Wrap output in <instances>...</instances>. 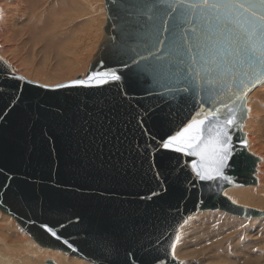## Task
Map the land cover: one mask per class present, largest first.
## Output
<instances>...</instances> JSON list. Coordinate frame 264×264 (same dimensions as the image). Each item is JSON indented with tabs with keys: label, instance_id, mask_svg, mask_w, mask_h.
Returning <instances> with one entry per match:
<instances>
[{
	"label": "water",
	"instance_id": "obj_1",
	"mask_svg": "<svg viewBox=\"0 0 264 264\" xmlns=\"http://www.w3.org/2000/svg\"><path fill=\"white\" fill-rule=\"evenodd\" d=\"M104 2L103 39L85 77L44 86L15 73L0 55V213L40 247L91 263L182 264L172 246L176 249L175 237L193 216L219 211L241 219L264 217V211L237 205L225 195L231 188L258 184L261 159L249 151L243 128L247 98L264 84V65L245 66L243 104L232 94L235 85L229 89L232 72L212 76L211 98L202 79L194 81L199 90L185 94L177 89L197 73L202 76V67L221 58L227 65L235 55L220 48L193 64L195 50L169 52L166 39L158 51L160 60L141 61L153 64L154 71L138 73L134 80L139 66L132 57L149 56L152 12L175 9L173 16L190 14L192 26L201 27L212 12L190 7L199 0ZM111 71L122 80L74 84L83 79L94 85L91 73ZM233 71L238 74L239 67ZM185 96L191 99L184 102ZM225 104L233 109L240 105L245 114L240 109L231 113ZM200 107L219 108L221 124L235 114L240 125L229 129L227 179L199 180L191 168L197 158L160 147L198 118Z\"/></svg>",
	"mask_w": 264,
	"mask_h": 264
},
{
	"label": "snow or ice",
	"instance_id": "obj_2",
	"mask_svg": "<svg viewBox=\"0 0 264 264\" xmlns=\"http://www.w3.org/2000/svg\"><path fill=\"white\" fill-rule=\"evenodd\" d=\"M190 7H204L212 12V15L202 22L203 27L192 26L190 14L177 13L173 16L172 13L175 12V9H171V6H169L171 11L157 9L152 12L149 17L153 21L149 56L137 53L139 59H136L135 56L132 57V62L139 66L132 78L135 80L138 73L154 71L153 64H141V61H147L153 57L155 60H160L158 51L162 50L161 46L165 45L166 39L168 41L166 47L169 52H176L181 48H185L189 52L195 50L196 56H191L193 64L201 63L206 55L223 48L224 51H231L235 55L234 62L230 61L225 65L223 58L209 62L200 69V72L203 73L202 76L197 73L186 86L177 89V91L186 94L192 88L199 90V85L194 81L202 79L209 85L211 98L212 76L221 72H232L230 82H228L229 89L231 90L235 85V91L232 94L236 100L243 104L247 94L245 88L248 76V73L244 71L245 66L252 69L254 65H264V0H199V3L190 5ZM205 48L208 49L207 53L204 51ZM131 51H135V49ZM197 56H199V60ZM237 66L239 67L238 74L233 71ZM88 79L94 81L95 84H86L83 79L75 81L74 84L103 85L109 81H121L122 76L115 71L93 72ZM189 99L191 97L185 96L184 102ZM235 102L233 101V103ZM224 107L231 113L240 109V105H237V109L230 108L227 104ZM240 110L244 115L243 109ZM220 115L219 108L200 107L195 114L198 118H192L190 122L184 124L180 130L170 135L160 145L163 149L171 152L197 158L198 162H193L191 168L196 177L202 181H213L217 178L227 179L224 169L231 156L232 140L229 129L230 127H240V125L237 124L235 114L225 119L222 124L218 123ZM48 231L56 236V233L50 228ZM57 239H59L58 236ZM175 239L179 240L180 237L177 235ZM65 243L67 244V241ZM68 247L71 248L72 245L69 244ZM172 247L174 256L175 245Z\"/></svg>",
	"mask_w": 264,
	"mask_h": 264
},
{
	"label": "rangeland",
	"instance_id": "obj_3",
	"mask_svg": "<svg viewBox=\"0 0 264 264\" xmlns=\"http://www.w3.org/2000/svg\"><path fill=\"white\" fill-rule=\"evenodd\" d=\"M86 1L87 0H81L80 3L78 4L76 3L77 5L75 6V5H72L69 2V0H51L46 5V8H47L46 13L45 11H43L46 14V17L44 13L42 12L40 14L41 17L39 16V19L37 21L34 18V11L26 12L24 10H20L21 12L20 15L22 16H20V18H18L17 21L13 20V24H14L13 26H16V24L17 25L19 24L21 27L18 25L16 26L17 30L10 29L7 31L6 35H3V34L0 35L1 37H4V39L6 38L5 41H7V44H8L7 45L8 48L7 46H5L6 50L3 51V54L5 53V55L4 56L1 55V56L5 58L7 55H9L6 57L7 59L5 58L7 61H9V63L12 61V59H15L14 62H11V63L13 67H17V69L19 67L18 71H21L20 73H18L19 75L24 76L26 79L30 81H33L32 78L34 77V79L36 80H34L33 82H36L39 84L46 82L42 84L45 86H50V84H52L51 86H56L59 84L74 81L78 77L84 74L86 76L88 69H86L87 71L85 72L80 71L81 73L77 71L76 72L73 71L74 73L73 74L71 72L73 70L72 67H74L75 69L78 63L73 62L72 60L71 62L69 58L67 59L66 56H60L56 53L58 48L60 49V47L62 46L64 47L68 44L72 36L73 38L74 36L76 37L78 36L77 37L78 44L81 43V45L84 46L85 42L87 41L88 30L93 31L94 40L89 47H86L88 49H87V52H84V54L86 56L89 55L87 56V59L90 60L91 57L95 54L94 52L97 51L98 49L97 47L99 46L98 42L100 43L102 40V39L100 40V38L103 33V27L106 25L105 2L104 0H92L91 5L90 4L86 5L87 4ZM59 3H61L60 4L61 7L57 5ZM8 5L10 6L11 4L8 3ZM83 5L85 6V8ZM48 6H50V8ZM30 8L32 9V7ZM11 11L15 12V10H11ZM63 13H65L67 16V17L65 16L64 18L67 31L66 30L65 32L63 31L64 33L56 32L55 34H52L51 37L49 36L46 37V34L51 29H53V26H55L57 23L61 21V19L58 21V15L60 14L62 15ZM69 16L70 18L75 17V16L76 17L80 16L81 20H77L78 22L76 24H72V23H69L70 22L68 20L70 19ZM32 22L33 24L31 25ZM44 25L47 26V28ZM23 26L26 27L27 29L24 28ZM37 29L40 31H38ZM44 30L46 31L44 32ZM19 33L21 34L19 35ZM14 34L16 37L14 36ZM95 35H97L98 37H96ZM81 36L83 37L80 38ZM8 38L10 39L8 40ZM97 38L99 40L96 41ZM94 41H96L97 44ZM34 42H36L37 44L33 45ZM11 47L13 49L15 48L14 51ZM8 49L10 52H8ZM22 60L24 61L25 65H22L23 64ZM61 63L63 64V67ZM26 64L28 67L26 66ZM88 64L89 63L85 61L84 63L85 68L87 67ZM24 69L25 71L22 72ZM27 73H30V74L32 73V74L28 75ZM26 75L28 78L26 77ZM35 76H38L39 79L38 77H35ZM41 78H43L44 82H40V81H43ZM55 83L56 85H54ZM262 99H264L263 92H261V94L258 95V98L256 99L257 102H261V106L259 107L260 111H264V100ZM259 197L262 198V195H260ZM247 206L248 205H246V207ZM248 207L257 209L260 211H264V210L259 209L258 208L259 206H256V205L255 206L249 205ZM261 208L264 209V207H261ZM7 217L9 218V220L7 219L9 222L4 221V223L6 224L5 227L7 228L10 227L12 230L20 229L23 232V230L18 226V224L11 217L9 216ZM193 218H194L193 220L190 219L189 222L183 226L179 234V237L182 236V238H181V242H180L177 254H175L177 261L181 262L182 264H264V217L263 219L262 218L241 219V218L234 217V216H231L223 212L210 211V213L204 212V214L202 213L199 216L196 215ZM10 224L12 227L10 226ZM13 224L16 227L17 226L18 227L13 228ZM16 232L18 233L19 231L17 230ZM27 238L28 240L33 241L28 235H27ZM69 256L72 257V255H69ZM41 261L42 263H40ZM47 261H48L47 259H42V260L36 259L35 264H38V262L40 264H45Z\"/></svg>",
	"mask_w": 264,
	"mask_h": 264
},
{
	"label": "bare ground",
	"instance_id": "obj_4",
	"mask_svg": "<svg viewBox=\"0 0 264 264\" xmlns=\"http://www.w3.org/2000/svg\"><path fill=\"white\" fill-rule=\"evenodd\" d=\"M51 0H0V35H6L7 31L10 29H16L18 26L16 24V26H13V20H16L18 18H20L21 12L20 10H24L26 12H31L34 11V18L36 19V21L39 19L40 14L45 11L46 13V5L50 2ZM81 0H69V2L72 5H77L78 3H80ZM83 2V1H82ZM92 0H87L86 1V5H91ZM8 3H10L11 5L9 6ZM77 3V4H76ZM61 3L57 4L59 7ZM102 4V3H101ZM84 6V5H83ZM32 7V9L30 8ZM50 8V6H48ZM88 7V6H87ZM57 8V7H56ZM55 8V9H56ZM72 8V7H70ZM85 8V6H84ZM104 9V8H103ZM11 10H15V12L11 11ZM66 10V9H65ZM51 11V9H50ZM71 12V11H69ZM80 12V11H79ZM84 12V11H83ZM81 12V13H83ZM88 12V11H87ZM103 12V11H102ZM101 12V13H102ZM44 13V12H43ZM44 13L45 17L46 14ZM90 13V12H89ZM54 14V13H53ZM68 14V13H67ZM70 14V13H69ZM85 14V13H84ZM87 14V13H86ZM77 15V13H76ZM79 15V14H78ZM66 14L63 13L62 15H58V21L61 19V21L59 23H57L55 26H53V29H51L47 34L46 37L49 36L51 37L52 34H55L56 32H60L62 33L63 31L65 32L66 30V24L64 22V18H65ZM83 16V15H82ZM81 16V17H82ZM41 17V16H40ZM55 17V16H54ZM67 17V16H66ZM70 18V16H69ZM88 18V17H87ZM41 19V18H40ZM56 19V18H55ZM54 19V21H55ZM84 19V18H82ZM72 24H76L78 21L77 20H81L80 16H75V17H71L70 19H68ZM66 20V21H68ZM19 21V20H18ZM24 21V20H23ZM50 21V20H49ZM57 21V22H58ZM105 21H107V13H106V19ZM40 22V21H39ZM30 23V22H29ZM46 23V21H45ZM50 23V22H49ZM33 24V22L31 23V25ZM30 25V26H31ZM38 25V24H37ZM20 26V25H19ZM29 26V25H28ZM45 26V25H44ZM21 27V26H20ZM24 27V26H23ZM47 28V26H45ZM72 27V26H71ZM70 27V28H71ZM26 28V27H24ZM43 28V27H41ZM69 28V29H70ZM104 28V27H103ZM21 29V28H20ZM27 29V28H26ZM29 29V27H28ZM34 29V28H33ZM38 30V29H37ZM31 31V30H30ZM40 31V30H38ZM46 30H44L45 32ZM67 31V30H66ZM75 31V30H74ZM15 32V31H14ZM63 32V33H64ZM73 32V31H72ZM84 32V31H83ZM24 33V32H23ZM16 34V33H15ZM14 34V36H15ZM21 33H19L20 35ZM45 34V33H44ZM59 34V33H58ZM68 34V33H67ZM65 34V35H67ZM8 35V34H7ZM29 35V34H28ZM77 35V34H76ZM79 35V34H78ZM12 36V35H11ZM27 36V35H26ZM54 36V35H53ZM58 36V35H57ZM61 36V35H60ZM96 37H98L97 35H95ZM9 37V36H8ZM16 37V36H15ZM18 37V36H17ZM78 37V36H77ZM77 37L73 36L70 38V41L68 42V44L66 46H62L60 47V49L58 48V50L56 51V53L60 56H66L67 59L69 58V60L73 61V62H77L78 65L77 67L74 69V67H72V73L74 72H80V71H87L86 69L89 70L90 68V63L93 60L94 55L91 57L90 60L87 59V56L89 55H85L84 52H87L86 47H89L93 40H94V34L92 30H88V35H87V41L85 42L84 46L80 44H78L77 41ZM83 36H81L80 38H82ZM19 38V37H18ZM29 38V37H28ZM45 38V37H43ZM63 38V37H62ZM73 38V40H72ZM6 39V38H5ZM4 37L0 36V55H5V53L3 54V51L6 50L5 46H7V41H5ZM10 38H8L9 40ZM32 39V37H31ZM34 39V38H33ZM36 39V38H35ZM52 39V38H51ZM57 39V38H56ZM103 39V33L102 36L100 38V40ZM18 40V39H17ZM47 40V39H46ZM72 40V41H71ZM79 40V39H78ZM99 40L98 38L96 39V41ZM28 41V40H27ZM41 41V40H40ZM80 41V40H79ZM83 41V40H82ZM81 41V42H82ZM94 41V42H96ZM102 41V40H101ZM71 42V43H70ZM12 43V42H11ZM63 43V42H62ZM10 44V43H9ZM36 45L37 43L34 42L33 45ZM46 44V43H45ZM97 44V42H96ZM98 44H100L98 42ZM50 45V44H49ZM52 45V43H51ZM54 45V44H53ZM61 45V44H60ZM38 46V45H37ZM46 46V45H45ZM44 46V47H45ZM10 47V46H9ZM18 47V45H17ZM16 47V48H17ZM49 47V46H48ZM47 47V48H48ZM53 47V46H52ZM8 48V46H7ZM12 48V47H11ZM36 48V47H35ZM42 48V47H41ZM98 48V47H97ZM13 49V48H12ZM15 49V48H14ZM13 49V51H14ZM32 49V48H31ZM11 50V49H10ZM12 51V52H13ZM29 51V50H28ZM35 51V50H34ZM48 51V50H47ZM90 51V50H89ZM8 52L9 49H8ZM31 52V51H30ZM55 52V51H54ZM97 52V51H96ZM94 52V53H96ZM28 53V52H26ZM41 53V52H40ZM89 53V52H88ZM12 54V53H11ZM93 54V52H92ZM7 55V54H6ZM18 55V54H17ZM9 56V55H7ZM6 56V57H7ZM2 57V56H1ZM5 57V58H6ZM4 60H6L4 57H2ZM15 58V57H14ZM18 58V56H17ZM12 59V58H11ZM57 59V58H56ZM55 59V60H56ZM9 60V59H8ZM15 59H12L11 62H14ZM7 61V60H6ZM23 61V60H22ZM71 61V62H72ZM85 61H87V63H89L87 65V67L85 68L84 63ZM90 61V62H89ZM9 62V61H7ZM10 62V63H11ZM66 62V61H65ZM9 63V64H10ZM15 64V63H13ZM17 64V63H16ZM21 64V63H19ZM56 64V63H55ZM62 64V63H61ZM12 65V63H11ZM24 61H23V64ZM21 65V67H22ZM66 65V64H65ZM13 66V65H12ZM16 66V65H15ZM18 66V65H17ZM27 66V64H26ZM28 67V66H27ZM63 67V64H62ZM15 69V73H20L21 71L19 70V67L17 69V67H13ZM25 68V67H23ZM58 68V67H57ZM61 68V67H60ZM22 70V69H21ZM71 70V69H70ZM25 69L22 71L24 72ZM88 72V71H87ZM70 73V72H69ZM81 73V72H80ZM24 74V73H23ZM28 75L30 73H27ZM32 74V73H31ZM30 74V75H31ZM74 74V73H73ZM87 74V73H86ZM19 75V74H18ZM22 76V75H20ZM61 76V75H60ZM59 76V77H60ZM83 77H85V74L82 75ZM24 77V76H22ZM27 77V75H26ZM38 77V76H35ZM25 78V77H24ZM28 78V77H27ZM30 78V77H29ZM26 79V78H25ZM33 81L36 80L34 79V77L32 78ZM39 79V77H38ZM43 80V78H41ZM28 80V79H27ZM69 80V79H68ZM30 81V80H29ZM32 81V82H33ZM66 81V80H65ZM64 81V82H65ZM39 82V81H38ZM40 82H44L40 81ZM59 82V81H58ZM61 82V81H60ZM46 83V82H44ZM42 83V84H44ZM52 84H50V86L48 87H53L51 86ZM56 85V83L54 84ZM45 86V85H44ZM261 92H263L264 94V84L257 87L247 98V109H248V115L247 118L244 122V128H243V132L246 134L247 136V141H248V149L249 151L254 155L257 156L261 159V162L259 163V167L257 169V174H256V178L258 180V184L256 186H248V187H244V188H231L229 190H227L225 192V195H227L232 201H235V204L240 205V206H246V205H256L259 206L258 208L261 210V207H264V111H260L259 107L261 106V102H257L256 99L258 98V95L261 94ZM257 97V98H256ZM260 100V99H259ZM264 100V99H262ZM256 187V188H255ZM241 189V190H239ZM262 195V198H260L259 196ZM247 206V207H248ZM260 211V210H259ZM205 212H209L210 211H205ZM215 212V211H214ZM218 212V211H217ZM204 214V212H201L198 214ZM195 217V216H193ZM191 218L192 220L194 218ZM9 218L7 216H3L0 214V264H35L36 259H47L48 261H52L54 264H95V263H89V261L81 259L79 257L76 258L75 257H71L69 256V254L60 252L58 250H51V249H44L42 247H40L35 241H31L28 240L27 238V233L23 230V232L20 229H14L12 230L10 227H5L6 224L4 223V221H8ZM263 219V218H262ZM15 221V220H14ZM9 222V221H8ZM16 222V221H15ZM189 222V221H188ZM187 222V223H188ZM186 223V224H187ZM11 226V224H10ZM19 226V225H18ZM17 226V227H18ZM12 227V226H11ZM17 228L14 224H13V228ZM21 228V227H20ZM183 228V227H182ZM181 228V229H182ZM227 229V228H226ZM7 230V231H6ZM19 231L18 233L16 231ZM181 232V231H180ZM27 235H26V234ZM226 234V233H225ZM249 234V233H248ZM259 234V233H258ZM29 236V235H28ZM30 237V236H29ZM259 237V236H258ZM181 238L182 236H180L179 241L177 242L176 245V249H175V254H177L180 242H181ZM230 241V240H229ZM247 245V244H246ZM244 247V246H243ZM262 253V252H261ZM176 258V257H175ZM178 258V256H177ZM87 261V262H86ZM42 263V261L40 262ZM38 262V264H40Z\"/></svg>",
	"mask_w": 264,
	"mask_h": 264
}]
</instances>
